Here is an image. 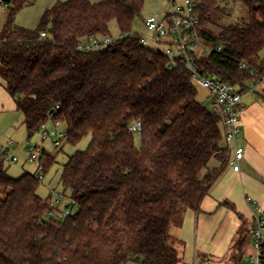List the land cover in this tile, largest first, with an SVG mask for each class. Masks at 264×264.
I'll return each mask as SVG.
<instances>
[{
	"label": "trees",
	"instance_id": "1",
	"mask_svg": "<svg viewBox=\"0 0 264 264\" xmlns=\"http://www.w3.org/2000/svg\"><path fill=\"white\" fill-rule=\"evenodd\" d=\"M33 1L15 0L0 32V78L29 139L53 114L67 127V144L91 140L63 164V193L78 205L63 219L49 215L64 204L38 194L35 174L14 178L0 159V264H178L171 229L186 210L200 209L231 157L219 117L181 65L133 32L145 0H57L37 27L17 25L16 13ZM194 1L213 49L199 58L203 72L249 90L264 76V0H234L249 20L225 25L231 11L221 0ZM112 21L119 38L79 50L85 37L110 35ZM136 120L139 144L129 130ZM57 155L44 151L45 176ZM212 158L221 165L210 169Z\"/></svg>",
	"mask_w": 264,
	"mask_h": 264
},
{
	"label": "built area",
	"instance_id": "2",
	"mask_svg": "<svg viewBox=\"0 0 264 264\" xmlns=\"http://www.w3.org/2000/svg\"><path fill=\"white\" fill-rule=\"evenodd\" d=\"M15 0H0V8L10 7ZM222 1V0H221ZM169 7L163 14L154 13L144 19L146 32L139 34L142 45L162 53L169 65H181L190 76L193 83H197L209 92L212 101V112L219 117L223 137L232 156L229 164L235 171H240V162L244 158L245 149L236 144L241 133V117L245 111L243 91L228 82L220 81L203 72L199 63V58L207 54L205 49L212 47L206 45L201 36V19L197 11L194 0H168ZM46 36V33H42ZM115 39L110 35H91L85 37L78 45L79 50L84 52L99 51L109 46ZM221 46L214 48L220 51ZM208 52V53H209ZM246 67L243 63L242 66ZM255 74L256 70L251 69ZM256 81L251 84L250 91L254 90ZM52 123V128L49 127ZM64 126L63 128H60ZM142 121L136 120L130 124L129 130L133 134L142 133ZM40 141H52L55 149L63 147L68 138V130L65 124L54 118L51 114L38 130ZM13 142H11L12 144ZM47 149L41 144H31L29 148L28 162L37 165L35 175L42 181L45 177L43 173V156ZM0 159L5 163L16 164L19 158L11 155L9 147L0 146ZM65 199L64 193L56 187L49 188L48 200L53 206L62 205ZM247 201L254 208V225L252 229L254 253L250 257V264H263L264 257V210L251 197ZM78 205L76 201L68 198L63 205L62 211L53 210L50 216L66 218L76 215Z\"/></svg>",
	"mask_w": 264,
	"mask_h": 264
},
{
	"label": "crops",
	"instance_id": "3",
	"mask_svg": "<svg viewBox=\"0 0 264 264\" xmlns=\"http://www.w3.org/2000/svg\"><path fill=\"white\" fill-rule=\"evenodd\" d=\"M261 57L264 60V56ZM243 93L246 108L241 117V133L236 141L245 149L240 171H235L228 164L201 201L200 209L184 212L181 226L173 232L180 239L175 244L180 257L178 264H250L254 253L252 229L255 208L247 197L264 210V76L256 81L254 90ZM14 111H18L15 100L0 84V112ZM223 144L227 146L225 140ZM220 165L218 158H212L209 163L210 169ZM50 187L63 192L55 185ZM64 196L62 204L69 198L68 194ZM228 208H232L231 213L226 211ZM227 215L231 219L230 228L217 235V224ZM126 264L142 263L130 260Z\"/></svg>",
	"mask_w": 264,
	"mask_h": 264
},
{
	"label": "rangeland",
	"instance_id": "4",
	"mask_svg": "<svg viewBox=\"0 0 264 264\" xmlns=\"http://www.w3.org/2000/svg\"><path fill=\"white\" fill-rule=\"evenodd\" d=\"M56 1L57 0H35L33 2H29L26 6H24L16 13V24L27 28L37 27L40 23L44 11L48 7L53 5ZM90 1L93 3H97L102 0ZM220 5L222 8H225L228 12L231 11V16H223L224 19L221 21L222 24L225 25L228 23H232L238 19L240 21L246 22L249 20V10L243 3L235 2L234 0H222L220 1ZM13 6L14 4L10 7L0 8V32L8 16L10 15ZM168 7V0H145L144 9L141 15L136 19V22L133 27V32L137 34H144L146 32L144 19L154 13H165ZM110 33V36L114 39H117L121 36L116 21H112L110 23ZM209 50L210 48L205 49L207 53L209 52ZM261 55L264 56V50L262 51ZM3 83V80L0 78V84L3 85ZM194 85L196 86L198 91V99L202 103H204L209 109L212 110V101L209 97V92L197 83H194ZM22 120L23 116L19 111L0 112V146L9 147L11 155H14L19 158V162H17L16 164L6 163L5 166L8 170V173L14 178L22 176L25 172L35 174L37 173V165L35 163L27 161V158L29 156L30 145L39 143L42 145V147H46L47 149H54V151L49 152L53 154H58L57 163L49 170L44 179L41 181V184L38 188V194L42 198H46L47 195H49L48 188L51 184L63 190L62 184L60 182L63 164L68 160L70 156H72L77 151L86 150L90 143L91 136L84 138L77 146L67 144L65 141L63 144V148L60 147L55 149L52 144V141L48 140L45 142H41L39 133H36L31 139H29L26 127L24 126V124H21ZM49 127L52 128V123H49ZM63 127L64 126L60 128ZM134 136L137 144H139L140 135L134 134ZM11 142L13 143L11 144ZM226 211L228 213H231L232 208H228ZM220 221L217 224V235L220 233V231H224L227 227L230 228L229 224L231 223V219H229L228 215ZM193 225L194 223H192V227ZM199 225L201 226V222ZM178 228L179 226L173 225L171 232L177 231Z\"/></svg>",
	"mask_w": 264,
	"mask_h": 264
}]
</instances>
